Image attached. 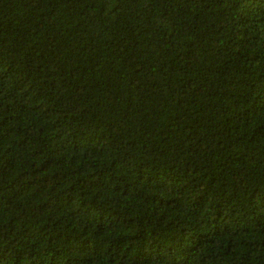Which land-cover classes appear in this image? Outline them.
I'll return each mask as SVG.
<instances>
[{
    "label": "trees",
    "instance_id": "obj_1",
    "mask_svg": "<svg viewBox=\"0 0 264 264\" xmlns=\"http://www.w3.org/2000/svg\"><path fill=\"white\" fill-rule=\"evenodd\" d=\"M0 264H264V0H0Z\"/></svg>",
    "mask_w": 264,
    "mask_h": 264
}]
</instances>
